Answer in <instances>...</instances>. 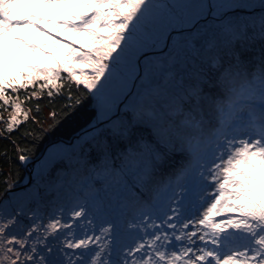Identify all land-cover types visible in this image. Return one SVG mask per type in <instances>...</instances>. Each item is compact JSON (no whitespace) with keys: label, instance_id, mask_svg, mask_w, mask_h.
Segmentation results:
<instances>
[{"label":"snow or ice","instance_id":"1","mask_svg":"<svg viewBox=\"0 0 264 264\" xmlns=\"http://www.w3.org/2000/svg\"><path fill=\"white\" fill-rule=\"evenodd\" d=\"M32 2L35 0H0V40L18 28L41 31L59 54L45 53L51 67L22 64L11 73L5 72V57L0 56V110L9 112L7 119L0 115V123L4 124L0 135L12 134L29 119L35 122V117L29 115L32 109L23 106L33 98L39 99L45 89L48 97L54 95V90L59 94L63 84L57 82L63 79L62 73L77 86L83 85L103 106L105 90L125 55L146 46L160 20L158 9L165 7L153 0H71L81 12L45 21L75 37L61 40L33 23L30 13L21 12L23 4ZM40 2L61 11L58 4L68 0ZM258 5V21L222 24L207 39L203 61L178 84L170 86L165 79L163 85L145 86L150 71L146 69L145 77L140 78L143 91L125 93L126 97H136L134 103L125 105L132 117H109L107 138L93 137L94 143L80 146L77 165L83 164L88 171V156L95 147L104 166L93 167L91 173L105 179L119 177L117 183L124 182L125 186L124 178L131 173L134 187L139 189L135 194L138 223L134 221L130 227L142 235L125 247L120 261L104 258L108 248L104 238L111 234V226L102 228L100 235L79 238L71 231L72 224L51 218L46 226L33 223L21 235L22 230L12 228L19 223L16 216H4L5 209H0V220L4 221L0 222V264H46L44 256L36 259V245L42 243L41 228L44 239L68 229L64 248L72 250L73 255L77 249L90 251L95 245L98 250L90 264H264V0H258ZM255 6L237 0L215 7ZM12 39L18 42V49L32 52L39 51L44 43ZM244 52L257 54L243 59ZM37 81L43 82L37 86ZM29 86L33 87L31 93H27ZM21 90L26 93L23 99ZM68 98L72 99L71 90ZM118 99L119 95L107 101L109 110L116 107ZM75 103L79 104V99ZM35 109L40 111L38 104ZM50 116L55 120L56 113ZM17 151L18 159L27 162L25 150ZM178 154L186 158L176 169L178 178L193 177L212 189L198 218L184 214L182 200L163 195L167 186L161 187L159 177L166 165L176 164L174 157ZM55 158L53 152L49 159ZM145 193L152 202L141 205ZM84 216L83 208L73 209L71 214L73 221ZM86 254L82 252L73 259L66 252V264H89Z\"/></svg>","mask_w":264,"mask_h":264},{"label":"rangeland","instance_id":"2","mask_svg":"<svg viewBox=\"0 0 264 264\" xmlns=\"http://www.w3.org/2000/svg\"><path fill=\"white\" fill-rule=\"evenodd\" d=\"M161 1L160 3L159 0H153L154 4L163 5L165 7L158 9L160 20L152 33L151 39L147 41L146 46L133 49L125 55V59L120 64L116 77L105 90L104 105L102 106L101 101L91 93L95 101L94 107L97 113V117L92 123L93 126H97L109 117L114 119L120 116L119 118L130 119L132 117V112L126 108L123 110V106L120 103L123 101L125 103L135 96L129 95L126 97L125 93L143 91L140 87V78L145 77L146 69H150V71H148V76L146 80H144V84L145 86L148 84L154 86L156 83H149L154 77L151 72L156 70L154 73H157L160 70V74H162L163 68L160 69V67L162 62L168 60V58H171L172 61L180 60L177 58L179 53H168L167 48L162 51V49H157V47L170 46L167 40L168 38L165 39L164 37V33L167 32V30L169 31L173 24L178 23V21L182 22L186 12L190 10L188 17L194 20H197V12L204 14V20L199 25L200 34L204 40L201 41V51L197 44L189 42V47L193 50L192 55L189 56L183 53L184 55L181 54V57L194 56L195 65L192 62L190 64L193 66L185 68L187 67V61H183L181 65H184V63L186 64L182 66L184 71H180L183 73L179 76V80L174 68L172 71V79L170 75L167 77V73L165 78L169 80L170 86L177 84L176 82H180L181 77L186 76L189 71L199 66L198 64L202 62L205 56L204 49L207 47V39L213 33L218 32L222 24L240 23L237 22V19L240 15L244 14H246L250 20L258 21L260 14L258 0H238V2L241 3L255 4L256 6L251 9L215 7L216 5L237 2V0H213L210 8H208V2H211V0H193V2H188L189 0H172L170 4L165 0ZM58 8L61 9V11H57V8L52 7L50 4L35 0V2L23 4L21 6V12L30 13L34 17L32 22L38 24L41 29L50 33L53 37H58L61 40H68L70 38L75 39V37H70V34L62 32L58 27H53L45 21L60 20L64 16L81 12L82 9L73 4L71 0H68L66 3L58 4ZM196 28L195 26L193 29ZM189 32H191V30ZM13 37H21L31 44H41L44 42L43 47L36 52L29 51L26 48L18 49V42L13 40ZM197 38L198 40L201 39L200 37ZM165 40H167V42H164ZM256 47H258V44ZM53 48L54 47L50 46L48 36L45 35L44 32L30 31L24 28L15 29L0 40V56L5 57L3 68L6 73H11L18 70L16 69L17 65L22 64L51 67L52 65L48 61L45 53L58 55V51H54ZM256 54L255 52H251L250 57ZM198 55L203 56L202 60ZM41 58L45 60L44 64L40 61ZM187 58H182V60ZM242 58L247 59L243 56ZM140 60L145 64V66H143L145 69L141 71V73L137 65V61L139 63ZM168 62L169 61H167V63ZM64 75L67 76L66 73H62V76ZM162 81L164 82L165 80ZM42 82L43 81H37V85ZM163 82L160 84L163 85ZM57 83H61V81ZM117 95H119V99L117 100L116 107H112L111 110H109L111 106L107 101ZM134 101L135 99L132 102L130 101L129 105L134 103ZM3 113L8 117V112L0 111V115H3ZM104 122L107 123V121ZM1 124L3 123H0V125ZM106 129L107 126H102L99 130L96 128L95 130H98V132H95V134H97L96 137L103 136L107 138ZM87 137L83 140L81 138H74L70 142H54L47 148L46 153L43 154L44 156L34 162H29L27 165L29 174L25 178V186L18 192L11 190L7 194L1 195L0 209H5L3 213L4 216H7L8 213H12L16 216V219L19 221L20 230L22 231L18 228L16 229V225L12 226V228L15 231H20L21 235L26 234V231L32 227L33 223L46 226L51 218H59L61 219V223L67 222L72 224L73 227L71 231L79 238H83L85 234L100 235L102 228L111 226V234L106 235L104 238L105 242L108 243L105 255L111 253L110 256L108 255V259L120 261L125 247L133 242L130 236L134 229L130 227V225L134 221L138 223L139 211H137L138 206L135 194H138L139 189L134 187L136 182L131 173H128L124 178L127 186H125L124 182L117 183L119 177L112 176L105 179L103 176L97 177L94 173H91L90 170L93 167L102 169L104 166L103 158L99 150L95 149V147H93L88 156L90 161L88 164L89 170L86 171L83 164L77 165L74 159L79 155L80 146L85 142L94 143L92 138ZM59 150H61L60 157L54 160V162H49L51 154L55 152L56 156H58L60 153L58 152ZM174 158H177V164L166 165L162 176L159 177L162 181L161 187L167 186L163 195L164 197L175 196L176 200H182L184 214L190 218H198L199 214L203 211L201 205L205 203L212 189L193 177L178 178L176 169L179 167L180 163L185 162L186 158L182 159L179 154ZM218 162L219 161H217V163ZM117 165H119V161H117ZM49 175L58 176L54 183L48 182L49 178L47 177ZM198 175V173L195 174L196 177H198ZM204 189H207V191H204ZM151 202V197L145 193L140 204H151ZM173 207H175V203H173ZM21 208L23 209V213L17 214ZM80 208L84 209L85 216L73 221L71 218L73 209L79 210ZM33 213H35V217ZM221 218L223 217H216L217 220ZM89 221H91V223H89ZM0 222L4 221L0 220ZM157 222L159 223V221ZM68 231V229H61L59 235L52 234L48 236L47 239H44L45 234L43 228H41L39 235L41 236L42 243L36 245L39 249V255L36 256V259L39 260L41 256H44L46 264L47 261H64L66 264L68 257L65 253L67 252L73 255L72 250L64 248V239ZM32 239H35V237ZM49 248L51 251L48 250ZM97 250L95 245L90 246V251L77 249L75 250L73 259H76L77 256L84 252L87 253L84 258L90 264L92 255Z\"/></svg>","mask_w":264,"mask_h":264},{"label":"trees","instance_id":"3","mask_svg":"<svg viewBox=\"0 0 264 264\" xmlns=\"http://www.w3.org/2000/svg\"><path fill=\"white\" fill-rule=\"evenodd\" d=\"M165 1H167L168 4L172 3V0H165ZM190 1L193 2V0H189L188 2ZM159 2L161 3L162 1L159 0ZM208 3H209L208 8H210V6L213 3V0H211V2ZM200 13L201 12H197L196 14L197 20H194L188 17V15L190 14V10H189L188 12H186V15L182 20V22L178 21V23L173 24L170 30L169 31L167 30V32L164 33V37L165 39L168 38L167 40L168 43H170V46L166 45L163 47H157V49H162V51H164L167 48L168 53L169 52L179 53V56L177 58L180 60L172 61L171 58H168V60H164L160 67V69L163 68L162 74H160L161 73L160 70L157 73H154L156 72V70L152 71L151 73H153L154 77L150 80L149 83L152 82L156 84L162 83L163 82L162 80L167 79L165 78L167 76V73H168L167 77H169L170 75L172 79L173 68L175 69L176 76L179 80V76L183 73L180 71H184V68L182 66L186 64L184 63V65H181L183 61H187V65H186L187 67L185 68L193 66L190 63L192 62L194 63L195 57L194 56L192 57L187 56L188 58L181 57V54H183L184 47L186 48L187 45L190 46L189 42H192V44L193 43L197 44L199 46V50L201 51L200 45H201V41H203L204 38H202L200 34L199 25L204 20L203 18L204 14H200ZM237 20H238L237 22H240V24L244 22L252 21L248 18L246 14L240 15ZM195 26L197 28L193 29ZM190 30L191 32H189ZM197 37H200L201 39L198 40ZM167 40H165L164 42H167ZM192 52L193 50L191 49V47H189L188 53H184V54L190 56L192 55ZM250 53L251 52H244L242 53V56L248 59L250 57ZM198 57L202 60L203 56L198 55ZM182 58H187V59L182 60ZM167 61L169 62L167 63ZM137 65L141 73V71L145 69L143 67L145 66V64L142 63L140 60L139 63L137 61ZM61 83L63 84V87L59 89V94H56V90H55L54 95L52 97H48L47 89H45L44 92L40 93L39 99L33 98L31 101H29L24 105L26 110L29 108L32 109L29 115L30 117H35V122L32 119H29L27 122L22 123L12 134L5 133L3 135H0V196L7 194L11 190L12 191L15 190L18 192L20 189L23 188L26 184L25 178L29 174V170L27 168L28 163L34 162L38 160L40 157L44 156L43 154L46 153L47 148L50 145H52L54 142H61V141L70 142L74 138H81L83 140L87 136L93 138L96 137L97 135L95 134V132H98V130L102 126H107V123L104 122L107 121L106 119L103 120L97 126L92 125L93 121L97 117L96 109L94 107L95 101L92 97V94L86 88H84L83 85L77 86L76 84L72 83L69 80L68 76L66 75L63 76ZM176 83L178 84L179 82ZM69 90H71V96H72L71 100H69L68 98ZM31 91H33V87L29 86L27 93H31ZM19 95L23 99L26 93L24 90H21ZM76 99H79L80 101L79 104L75 103ZM134 99H136V97L129 99L125 103L124 101L121 102L120 104L123 106V110L125 108V105L129 104L130 101L132 102ZM37 104L40 107L39 112H37L35 109V106ZM69 104H71L72 107H67V105ZM52 112L56 113L55 120H53L50 116V113ZM3 115L4 118L7 119V115L4 113ZM50 125H55V126L50 130L49 129ZM3 127L4 125L1 124L0 129H2ZM96 128H98V130H95ZM30 132L32 133V135H28V133ZM21 148L25 150V154L28 155L29 157L27 162H21L18 159V155L20 153L17 151V149H21ZM58 152L60 153L58 156H56L55 160L59 158L61 155V150H59ZM49 162H54V161L49 160ZM57 177L58 176L49 175L47 177L49 178L48 182L54 183ZM10 185L11 187H9ZM141 235L142 233H137L136 230L134 229L130 238L131 240H133L134 237L139 238V236ZM107 257L108 255H105L104 258L108 259ZM109 260L114 261L112 259Z\"/></svg>","mask_w":264,"mask_h":264},{"label":"bare ground","instance_id":"4","mask_svg":"<svg viewBox=\"0 0 264 264\" xmlns=\"http://www.w3.org/2000/svg\"><path fill=\"white\" fill-rule=\"evenodd\" d=\"M53 50L54 51H58V48H53ZM188 51H189V46L187 45L186 48L184 47L183 53H188ZM42 58L40 59V61L44 64L45 63V60H43ZM174 160L176 161V164H177V158H174ZM16 226H17L16 229L18 228L20 230L19 224H17Z\"/></svg>","mask_w":264,"mask_h":264}]
</instances>
